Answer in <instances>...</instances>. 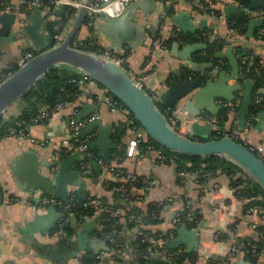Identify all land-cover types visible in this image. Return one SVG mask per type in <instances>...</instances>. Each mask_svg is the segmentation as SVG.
I'll return each instance as SVG.
<instances>
[{"label": "crops", "instance_id": "obj_1", "mask_svg": "<svg viewBox=\"0 0 264 264\" xmlns=\"http://www.w3.org/2000/svg\"><path fill=\"white\" fill-rule=\"evenodd\" d=\"M215 1L218 3L214 4ZM13 2L15 5L18 0ZM227 4L228 1L225 0H138L127 6L119 17L95 15L92 28L84 21L76 36L75 46L80 47L94 40L100 49L124 59L125 69L144 76L148 92L160 100L164 99L163 102L161 100L163 106L168 113L174 111L173 117L180 118L179 125L186 126V131L190 132L193 124L199 123L201 127H205L203 129L207 131L208 139L216 136L218 128H224L249 147L264 149V124L260 125L259 120L260 115L264 114V109L255 117L254 122L248 125L253 106L254 81L248 78L241 81L244 77L239 67L240 59H249L252 65L264 67V40L257 39L261 37L263 28H255L253 34L248 36L250 22L257 20L248 18L249 23L242 28L243 33H240L242 31L237 26V21L241 19L236 15L227 17ZM246 6L250 7L249 4ZM209 7L215 15L208 12ZM34 12L19 13L7 6L0 7V19L15 16L7 34L3 30V21L0 20V77L14 67L22 54L35 51L30 35L24 31L27 26H35L32 21ZM78 14L79 12L69 19L60 43L72 30ZM65 18L62 10L42 11L37 26L38 33L44 37L41 42L46 43V49H50L53 41L47 42L45 39L54 36L52 25L56 21L62 22ZM174 32L179 36H192L193 39L179 41L177 38L178 41L168 43L173 40ZM198 35H205L206 40L211 42L224 43V47L215 53V59L222 62L226 70L214 73L216 65L209 69L212 64L203 61L206 48L202 41L196 38ZM103 61L115 65L111 60ZM62 67L79 77L80 81L86 75L82 71ZM206 70H210L208 77L211 74L216 75L215 81L220 79L221 72H226V88L230 90L239 86L240 89L230 91L229 94L234 97L233 101L208 100H212L211 103L218 113L216 116L210 114L204 105L197 106L203 109L202 116L208 121L194 122L193 115L183 111L186 104L195 98L198 90L179 97V92L173 91L172 88L173 85H181L188 80L183 79L185 73H203ZM92 80H83L79 86L77 100L69 109L53 116L47 125L30 126L26 139L11 137L0 141V264H86L84 258H95L98 261L95 264H140L142 261H148L149 264L161 261L171 264L172 254L169 251L192 255L194 259L187 257L184 264H209V260L214 256L216 259L229 257V249L236 241H262L260 235L264 232V211L248 213L249 202L236 195L230 187V178L226 175L220 174L213 178L208 189L194 178H191L187 185H183L178 179L174 165L162 163L158 159V153L146 152L141 158H129L127 145L134 135L129 130L124 116L98 104V99L104 97L108 91ZM247 93L249 103L244 106ZM262 99L264 103V93ZM20 102L24 103L19 105ZM28 106L27 100L18 99L2 118L6 122L15 120ZM221 113L227 118L222 127L216 125L217 117ZM73 114L75 122L81 127L79 137L86 141L87 145L95 141L103 129L108 128L112 130L110 142L117 146V150L109 152V161L101 157V149L89 147L98 157V161L91 163L94 172L92 177H84L82 174L80 163L83 159L77 153L66 155L58 162L55 159V147L40 144L47 138H53L58 143L68 139L71 128L66 120ZM82 114L84 116L77 122V118ZM208 127L213 128L209 130ZM141 135L148 140L144 129ZM189 137L200 139L199 135L192 134V130ZM121 152L125 155L123 159L120 157ZM107 163L112 170V175L108 176L109 182L102 177V173L97 175L95 171V165H98L102 172V166ZM55 165L58 170L53 173ZM125 172L133 173L150 183L142 189L133 186L131 192H127L124 204L128 209L138 208L147 214L150 204L169 203L161 211L162 223L145 228L160 238L154 240L158 242L159 249H140L138 235L142 231L138 224L134 229L129 226L133 221L141 226L135 216L121 219L122 229L116 234L107 231L108 220L104 217L107 212L94 209L93 213L87 216L72 211L62 231L58 230L61 217L55 229L47 234H42L38 229L37 219L40 215H46L48 209L38 211L31 203L39 202L43 197H51L63 204L70 203L72 199L82 203L89 198H102L108 204V212L120 213V210L114 209L116 193L110 189V179L126 183L123 178ZM187 208L191 209L190 219L195 223L194 228L187 227L188 230L207 223L206 229H201L198 235V250L191 253H188L186 242L177 250H171L168 246L177 237V233L175 236L172 233L175 220ZM57 211L60 212L58 208ZM108 234L115 236L105 243L111 252L102 249L98 255H94L84 247L88 242L102 243ZM165 237L170 240L163 246ZM98 256H101L100 259H97ZM251 259L252 257L248 258L244 253H238L232 264H264V247L256 263Z\"/></svg>", "mask_w": 264, "mask_h": 264}, {"label": "water", "instance_id": "obj_2", "mask_svg": "<svg viewBox=\"0 0 264 264\" xmlns=\"http://www.w3.org/2000/svg\"><path fill=\"white\" fill-rule=\"evenodd\" d=\"M93 3L94 0H87L85 2V6L79 11L70 33L62 43L56 44L50 49H46V43L41 42V39H44V37L38 33L37 23L42 16V10H36L34 12L32 21L35 26H27L24 31L30 35L37 55L0 84V118L12 104L18 99L23 98L52 68L67 66L82 71L114 95L126 106L147 135L161 146L173 152L189 156L207 157L215 155L233 161L264 190V161L250 147L229 137L202 141L207 138V131L199 123H194L191 130L192 134L199 135L200 139H193L194 137L181 135L168 126L165 115L155 105L150 95L135 85L123 69L116 65H109L96 55L74 47L76 36L84 21L89 17L90 7ZM240 3L242 5L249 4L253 10H264L263 0H240ZM226 14L228 18L231 15H236L240 19L245 17L244 12L240 8L229 3L226 7ZM0 20L3 21V30L7 34L15 21V16L4 17ZM263 25V19L251 21L247 35H252L255 28L262 27ZM45 39L47 42H51L53 37L49 36ZM214 76L216 77V75L211 74L206 83H203L202 79L198 78L196 80L188 79L181 85H173L174 87L172 89L173 91L179 92V97H184L188 93L198 90L195 98L186 104L183 113L199 117L202 115L203 109L197 106L204 105L210 114L216 116L218 115L217 110L214 108L213 103H211L212 100L208 102L209 99L233 101L234 97L229 93L230 91L239 90L240 87H232L230 90L226 88V82L228 80L226 78V72L220 73V79L218 81H215ZM247 103H249L248 93L243 103L244 106ZM83 116V114L80 115L77 118V122ZM259 120L261 121L260 125L264 124V114L260 115ZM212 128L208 127L209 130ZM111 135V129H103L95 141L88 143L91 149H101V157L106 161L110 160L109 152L111 150H117V146L110 142ZM77 155L82 157L80 154ZM95 167L96 174L101 175L99 166L95 165ZM60 217L61 214L57 211V208L53 206L49 207L46 215H40L38 217V229L42 234H47L49 231L55 229ZM206 227L207 223H202L198 228L193 230H188L186 226L180 227L177 231V237L169 243V248L171 250H177L186 242L188 244V253L196 252L199 247L198 235L200 230L206 229ZM113 238L115 236L108 234L104 237L102 243L88 242L85 243L84 247L94 255H98L102 249L111 252V249L105 243ZM1 257L2 251L0 249V261ZM213 258L215 256L211 259Z\"/></svg>", "mask_w": 264, "mask_h": 264}, {"label": "built area", "instance_id": "obj_3", "mask_svg": "<svg viewBox=\"0 0 264 264\" xmlns=\"http://www.w3.org/2000/svg\"><path fill=\"white\" fill-rule=\"evenodd\" d=\"M138 0H94V3L90 7V19L87 23V26L89 28H92L93 26V17L97 14H105L109 17H119L122 15L124 10L126 9L127 6L130 4L136 2ZM13 0H0V7H9L13 8L15 12H21V13H27V12H32L36 10H48V11H55V10H62L63 13L65 14L66 18L68 16V13L70 10H75L76 13L79 12L84 6H85V1L83 0H49L48 2H45L44 0H18L17 4H13ZM229 4H233L237 7H239L243 12L244 15L249 18V19H263L264 20V11L262 10H253L250 7H247L245 5H242L240 3V0H228ZM208 12L211 13L212 15H215L214 11L212 8H207ZM53 40L59 44V42L62 39L63 31H61L62 28V22L56 21L53 24ZM264 30H261V33H263ZM179 39V34L177 32H174L173 34V39ZM197 39L203 41L207 37L205 35H198L196 36ZM90 48H96L94 52H89L93 55H96L99 59L101 60H111L116 66L120 67L123 69L129 78L132 80V82L137 85L139 88H141L145 93L149 94L151 99L154 101L155 105L157 106L158 103L161 102L160 98L152 95L148 92L145 84V78L142 75H136L134 73H131L127 71L124 67V59L117 57L115 54L111 53L110 51H104L100 48H97V43L94 40H91L88 44ZM35 52L29 51L25 52L22 54L18 60L15 62L16 70L14 67L9 70L7 73L3 74L0 77V84H2L4 81H6L12 74H14L19 68L23 67L28 61H30L32 58L35 57ZM243 62H246V59H243ZM224 64L222 62H218V64L215 66V72L214 73H219V71L222 70V67ZM211 76V75H209ZM84 81H90L92 78H90L88 75H85L82 77ZM209 78V77H208ZM189 80H193L191 77L188 78ZM81 80L79 81V86L82 84L84 81ZM263 97H257L255 99V105L259 106L263 102ZM98 104L99 105H105L109 107L111 110L118 112L122 116L125 117L127 121V126L131 133L134 135V138L128 143L127 145V156L129 158H141L144 156L146 152H154L158 153V159L160 161L166 160V157L161 155L152 144H148L147 146V151H143L140 148V144L142 141L146 142V139L141 135V131L143 128H141L137 122L134 116L130 113V111L126 108V106L120 102L114 95H112L110 92H108L104 97L98 99ZM71 103L69 102H61L57 104L55 107L52 109H46V108H41L39 113L33 117L29 123L31 125H47L53 116H55L58 113H61L63 111H66L71 107ZM166 119H167V124L174 130H176L178 133L184 136H189V131H186V126L179 125L180 124V118L179 117H171L169 116L168 111L164 113ZM194 122L198 121H208V119L204 116H199V117H194L193 116ZM255 120V115L251 114L250 119L248 121V125H251ZM67 123L69 124L71 128V133L68 139H65L64 141H61L58 143L55 141L53 138H47L46 140H43L40 142L41 146H49L53 145L55 147V159L59 162L61 161L66 155L70 154H80L82 156V161L80 163V169L84 177H92L94 176V172L92 170L91 163L94 161H98V157L95 156L92 151L90 150L89 146L87 145L86 141H83L79 137V133L81 130V127L79 124L75 122L74 119V114L68 117L66 120ZM183 124V123H182ZM25 125V122H18L15 125L9 126L5 129V131L2 133L0 130V141L5 139V138H18V139H26L28 134L23 127ZM185 127V128H184ZM216 139L219 138H224V137H229L236 140H240L239 137H236L233 133L227 132L224 128H218L216 130ZM254 153H256L263 161H264V149L262 147H250ZM58 170V166L55 165L52 169L53 173H56ZM102 177L109 182L108 176L111 174V168L108 164H104L102 166ZM112 175V174H111ZM123 178L126 181L128 185H136L139 183H144L145 185H150L149 182L146 180H143L133 173L130 172H125L123 173ZM191 178H194L195 180L198 179H204V186L206 189L210 188L209 183L213 179L212 174L206 170H201L195 174H190L186 170L181 171L178 174V179L183 185H187L190 181ZM113 192L116 194H119L121 196H126L127 194V189L125 186H119V187H113L112 188ZM233 191L236 193L237 190L233 189ZM167 203V202H164ZM163 203H160L162 205ZM168 204V203H167ZM33 208H35L38 211H46L49 207L53 206L55 208H58L60 210L61 218L60 222L58 224V230L62 231L65 226L68 223V216L69 214L74 211V209H80V210H87L89 208L94 209L96 211H101V212H108V204L107 202L102 199V198H89L82 203H78L75 199H72L70 203L68 204H63L62 202L56 201L55 199L51 197H43L39 202L36 203H31ZM264 211V205L261 204H256L248 208V213H253V212H262ZM111 214V213H110ZM113 218H117L120 216L119 211L114 212L111 214ZM146 214L141 215L138 217L136 220H139V222H142V218ZM154 218L158 217V214H153ZM160 218V216H159ZM175 223L182 227L184 226L183 221L181 217H177L175 220ZM143 237L142 243H145L147 240L151 241L152 246L150 247L151 249H159L158 248V242L154 241L151 238H148L149 235L145 234L143 232H140L138 235L139 237ZM260 239L264 241V232L260 235ZM170 239H166L163 242V246L169 242ZM256 242H253L251 239H243L236 241L232 247L229 249V256L231 255H236L238 253H244L246 255H251L252 257H257L258 254L256 252ZM179 253L172 254V260L174 257H177ZM102 256V255H101ZM101 256H98L97 259H100ZM222 264V263H218ZM230 264H232V261H230Z\"/></svg>", "mask_w": 264, "mask_h": 264}, {"label": "trees", "instance_id": "obj_4", "mask_svg": "<svg viewBox=\"0 0 264 264\" xmlns=\"http://www.w3.org/2000/svg\"><path fill=\"white\" fill-rule=\"evenodd\" d=\"M45 2L49 3V0H44ZM218 1H215L214 4H217ZM246 6V5H245ZM76 14L75 10H70L68 13L67 18H65L62 21V28L61 31L64 30L65 26L68 24L69 19ZM219 14V13H218ZM90 19V16L87 17L85 20V23H88ZM249 23V19L245 16L243 19L237 21V26L240 27V30L243 33V29L245 26ZM52 25V29H53ZM264 30V25L262 26ZM257 35V33H256ZM191 37V38H190ZM186 36L184 37L179 36V41H188L190 39H193L192 36ZM260 38L261 40H264V32L261 34V37H257V39ZM173 41H178L177 39L169 40L168 43H173ZM202 43L204 44L206 48V56L203 59V61L211 63L212 67L209 68L210 70L214 68V65L218 64V60L215 59V53L218 50H221L224 47V43H217V42H211L210 40H203ZM57 42L55 40L52 41L50 44L49 48H53ZM89 43H84L82 46H75L76 48L86 51V52H94L96 48H90L88 45ZM97 48H100L97 45ZM29 52V51H28ZM35 54L37 55V51H34ZM15 66V65H14ZM239 67L240 71L244 77L241 81L245 79H252L254 81V87H253V92H252V99H253V106L251 108V114H254L255 117L260 113L261 110L264 109V103H262L259 106L255 105V99L257 97H263L264 93V67H261L259 65H252L250 63V60L243 62V59H240L239 61ZM16 70V67H14ZM227 68L225 66L222 67V70H226ZM210 70H206L203 73H197V72H187L185 73V76L183 79H187L191 77L193 80H196L198 78L202 79L203 83H206L209 78H208V73ZM79 77L76 75L71 74L70 71L63 67H54L52 68L37 84L23 97L25 100L28 101L29 106L28 108L22 112L21 116L15 120H12L10 122H6L2 117L0 118V130L1 132L5 131V129L9 126L15 125L18 122H25V125L23 126L27 132L28 128L31 125L29 121L35 117L41 108H46V109H52L55 107L57 104L61 102H69L71 104L75 103L77 100V96L79 95ZM95 81V80H92ZM157 107L162 111L164 114L167 109L163 106V104L160 102L157 104ZM223 113V112H222ZM222 113L217 117V126H223L225 122L227 121L226 116ZM169 115L173 117L174 111H169ZM137 122V121H136ZM137 124L141 127V125L137 122ZM142 128V127H141ZM2 132V133H3ZM196 139V138H193ZM216 139L215 135L212 136L211 138L202 140V141H209ZM221 139V138H219ZM239 143L241 140H236ZM148 144H152L154 148L161 153V155L166 157V160L161 161L162 163L172 166L174 165L176 173L179 174L181 171L186 170L190 174H195L201 170H206L212 174V177L215 178L220 174H224L227 177L230 178V187L232 189L237 190L236 195L243 200H247L248 203V208L256 205V204H261L264 205V190L262 187L257 184L249 175L244 173L233 161H230L228 159H224L220 156H207V157H195V156H189L181 153H176L173 152L160 144H158L156 141L151 139L148 136V140L146 142L142 141L140 144V148L143 151H147V146ZM244 144V143H243ZM248 146V145H247ZM249 147V146H248ZM93 154L96 156V153L93 151ZM120 157L123 159L125 157L122 152L120 153ZM108 164V163H107ZM109 165V164H108ZM111 185L110 189L113 187H119L122 185H125V188L127 189V192H131L133 186L128 185L125 182H115L110 179ZM199 184H204L205 180L204 179H198ZM137 189H142L146 185L139 183L134 185ZM116 197L115 200V207L114 209L120 210V216L117 218H113L111 214H105V219L108 220L107 224V231L108 232H116V234L121 232L122 225L120 224L121 219H130V217L135 216V218L140 217L143 215V211H141L138 208H133L132 210L128 209L126 205L124 204V201L126 198L122 197L121 195H114ZM121 196V197H120ZM169 204V203H168ZM167 203H163L162 205L158 203H152L149 205L148 213L142 218L141 226H139V223L136 221L132 224H130V228L134 229V227H138L140 231H142L145 234H148L149 237L153 240H158L160 238H157V234L154 235L150 233V231L145 230V228L149 225H158L162 223V220H160L159 216L161 214V211L165 208ZM74 212L77 213H83L84 216L91 215L93 213V210L91 208L87 210H79V209H74ZM192 213L191 209H186L183 213L180 214L179 217H181L183 224L186 227L194 228L195 223H192L190 219V214ZM153 214H158L157 218L153 217ZM180 226H178L176 223L174 224L173 228V235L177 233L178 229ZM167 237H165L166 240ZM168 239V238H167ZM220 239H225L224 237H220ZM143 237H139L138 242L140 244V249L143 251H147L150 249L152 246L151 241L147 240L145 243H142ZM163 240V239H161ZM262 247H264V241H260V243H256V252L258 254L257 257H252L251 255H246L248 258L252 257L253 262H257L259 255L261 253ZM171 254H175L177 251H169ZM193 258L192 255L188 256L185 253L184 254H179L177 257H174L171 264H184L186 258ZM236 255H231L229 257H226L224 259H210L209 264H230V261H233L235 259ZM194 259V258H193ZM84 262L86 264H95L98 261L95 258H84ZM148 261H142L140 264H149L147 263ZM156 264H167V262H158Z\"/></svg>", "mask_w": 264, "mask_h": 264}, {"label": "rangeland", "instance_id": "obj_5", "mask_svg": "<svg viewBox=\"0 0 264 264\" xmlns=\"http://www.w3.org/2000/svg\"><path fill=\"white\" fill-rule=\"evenodd\" d=\"M60 43V42H59ZM24 102H20L19 105H22ZM216 137V136H215Z\"/></svg>", "mask_w": 264, "mask_h": 264}]
</instances>
